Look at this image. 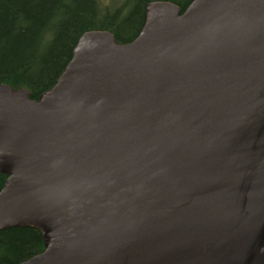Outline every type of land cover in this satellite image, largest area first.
Masks as SVG:
<instances>
[{
    "label": "water",
    "instance_id": "obj_1",
    "mask_svg": "<svg viewBox=\"0 0 264 264\" xmlns=\"http://www.w3.org/2000/svg\"><path fill=\"white\" fill-rule=\"evenodd\" d=\"M0 174L19 264H264V0H154L38 100L0 84Z\"/></svg>",
    "mask_w": 264,
    "mask_h": 264
},
{
    "label": "trees",
    "instance_id": "obj_2",
    "mask_svg": "<svg viewBox=\"0 0 264 264\" xmlns=\"http://www.w3.org/2000/svg\"><path fill=\"white\" fill-rule=\"evenodd\" d=\"M0 0V84L25 89L30 99L52 88L84 32H110L116 43L131 42L154 0ZM183 12L192 0H163ZM5 175L0 174V189ZM44 249L39 230H0V264H19Z\"/></svg>",
    "mask_w": 264,
    "mask_h": 264
},
{
    "label": "rangeland",
    "instance_id": "obj_3",
    "mask_svg": "<svg viewBox=\"0 0 264 264\" xmlns=\"http://www.w3.org/2000/svg\"><path fill=\"white\" fill-rule=\"evenodd\" d=\"M108 2H114L113 0H107Z\"/></svg>",
    "mask_w": 264,
    "mask_h": 264
}]
</instances>
